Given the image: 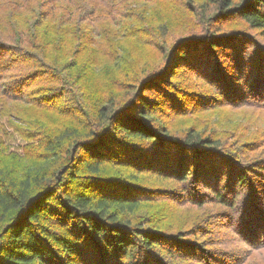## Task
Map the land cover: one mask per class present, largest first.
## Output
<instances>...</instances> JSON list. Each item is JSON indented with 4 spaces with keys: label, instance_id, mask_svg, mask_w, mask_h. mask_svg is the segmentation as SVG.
<instances>
[{
    "label": "trees",
    "instance_id": "obj_1",
    "mask_svg": "<svg viewBox=\"0 0 264 264\" xmlns=\"http://www.w3.org/2000/svg\"><path fill=\"white\" fill-rule=\"evenodd\" d=\"M112 25L129 49L93 40ZM0 104L35 143L0 144V264L263 249L264 0H0Z\"/></svg>",
    "mask_w": 264,
    "mask_h": 264
},
{
    "label": "rangeland",
    "instance_id": "obj_2",
    "mask_svg": "<svg viewBox=\"0 0 264 264\" xmlns=\"http://www.w3.org/2000/svg\"><path fill=\"white\" fill-rule=\"evenodd\" d=\"M117 33H118L117 28L114 27L113 25L106 27L103 35L99 33V30L97 28H95L93 31L94 34L93 40L98 41L101 44L102 42L104 43L112 42L117 45L119 44L120 47L122 46L123 48L126 47L129 49L130 47L128 46L130 45L129 44L127 45L126 39L124 40V36H121L119 33L117 36ZM114 34L115 37H119L116 39H120V41H116L114 39ZM135 50H126L123 52V50L120 49L117 62L120 61L123 62L125 60L123 58L124 54L132 53ZM83 58L87 59L85 57ZM88 59L82 62L83 63L82 67L85 70L83 73H81L78 81H80L79 84L81 85V87L86 86V89L88 90L86 92V99L88 102L93 104L96 96H98L99 93V91L94 88V86L96 85L93 84V80L96 76L100 74L99 69L105 66V64L99 65V63H97V66H95L92 63H90ZM28 128L29 125L23 119H20L16 116L13 117L4 116L1 111V104H0V144L2 148H4L6 154H17L20 157H24L27 154V147H30L31 144L34 143L32 139H28L25 136V132ZM22 130L24 132H22ZM262 248L263 249L259 252H253L254 255L247 264H251L252 262L257 264H262V262H264V245L262 246Z\"/></svg>",
    "mask_w": 264,
    "mask_h": 264
}]
</instances>
